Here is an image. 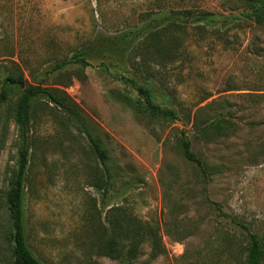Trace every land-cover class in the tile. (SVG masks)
<instances>
[{
  "label": "rangeland",
  "instance_id": "374dc122",
  "mask_svg": "<svg viewBox=\"0 0 264 264\" xmlns=\"http://www.w3.org/2000/svg\"><path fill=\"white\" fill-rule=\"evenodd\" d=\"M246 1L0 0V90L7 93L0 104V257L9 255L4 193L16 167L20 94L5 79L21 75L68 95L80 115L73 119L45 96L32 105L24 204L27 240L41 261L118 264L95 253L86 230L98 223L95 208L102 221L125 197L138 217L159 221L165 247L149 260L144 244L135 264H243L248 237L223 213L264 239V21L247 15ZM185 9L230 21L192 26L177 56L138 63L132 47L144 26ZM78 52L86 65L52 70ZM137 73L149 76L154 102L178 110L179 119L142 113V96L119 77ZM220 120L227 135L206 128ZM183 132L206 174L182 156ZM89 135L106 149L105 165ZM116 165L142 180L116 182ZM172 219L186 236L164 230Z\"/></svg>",
  "mask_w": 264,
  "mask_h": 264
},
{
  "label": "trees",
  "instance_id": "16d2710c",
  "mask_svg": "<svg viewBox=\"0 0 264 264\" xmlns=\"http://www.w3.org/2000/svg\"><path fill=\"white\" fill-rule=\"evenodd\" d=\"M247 15L256 22L264 21V0H247ZM172 14L166 16L161 22L152 24L147 23L143 28V36L132 47L139 49L138 63L150 64L147 58L154 60L170 58L177 56L182 52L185 42L184 34L188 28L198 26L199 24L210 25L214 22H229L230 19L217 20L214 14L208 11H199L193 15V11L185 9L182 11H171ZM233 16V15H232ZM149 24V25H148ZM127 43H124L125 48ZM137 56V55H136ZM158 61V60H157ZM70 62L86 65L82 53H76L71 59H64L56 63L52 70L61 69ZM141 67V66H140ZM138 67L136 70H138ZM137 72V71H136ZM136 75L138 77H136ZM120 79L131 85L137 93L142 96L144 115L155 118H169L177 120L180 118L178 110L172 107H162L154 102L156 96L155 89L151 86L147 75L137 73L134 76L119 75ZM7 84L16 86L19 89V96L16 103L14 121L17 128V160L16 167L11 172L8 180V188L4 193V202L8 210L10 223L9 231V255L0 257V264H45L32 251L26 232L25 215V174L29 162V149L31 146L30 121L32 105L38 98L45 96L48 101L66 111L73 119L80 117L77 105L66 94L62 95L56 89L42 87L40 85L26 84L21 75L7 77ZM70 81H68L69 83ZM150 83V85L148 84ZM7 100V93L4 89L0 90V104ZM207 130L219 135L228 134V125L226 121L220 120L207 125ZM93 151L99 158L101 164L105 165L107 161V151L100 144L97 137L89 135ZM179 148L182 156L193 162L202 173L206 174L203 161L191 150V141L183 132L179 138ZM128 171L124 166L116 165L114 180H120L121 184L131 185L133 182H140V176L127 175ZM126 175L125 177H123ZM107 181H104L106 184ZM98 189L101 188L100 182H93ZM119 188L116 187V191ZM104 194L107 192L104 188ZM98 223L95 226L87 228V232L96 241L92 245L97 255L106 256L114 259L118 264H135L138 256L143 250L144 244L149 246V260L165 253V247L162 243L161 225L157 219H142L133 213L127 205L125 197L120 202L110 206L101 221L100 209H96ZM223 216L235 225L245 231L248 242L245 247V256L243 264H264V239L256 232L252 231L248 225L233 217L229 213H223ZM172 223L166 225V232L176 239L187 235V228L180 223L181 220L172 219ZM5 250V249H4Z\"/></svg>",
  "mask_w": 264,
  "mask_h": 264
}]
</instances>
